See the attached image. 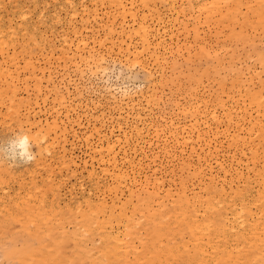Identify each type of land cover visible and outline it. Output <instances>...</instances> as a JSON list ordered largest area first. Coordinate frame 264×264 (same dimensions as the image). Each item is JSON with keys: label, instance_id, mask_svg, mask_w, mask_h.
Masks as SVG:
<instances>
[{"label": "bare ground", "instance_id": "bare-ground-1", "mask_svg": "<svg viewBox=\"0 0 264 264\" xmlns=\"http://www.w3.org/2000/svg\"><path fill=\"white\" fill-rule=\"evenodd\" d=\"M9 1L10 2L15 1V4L13 2L12 5L11 4L8 5V3L6 4L5 0H0V59H1L0 60V127L6 128V133L8 131L10 132L13 131L12 133L15 136L14 137L12 136L13 138L10 137L7 140H6V137L5 139L0 137V140L3 139L6 141L4 143H9L10 147H12L11 148L12 152L21 153L23 149L13 148L11 141L15 140L17 137H20L21 139L26 137L27 138V145H26L27 152L30 153L34 157L31 160V162L24 163L21 160H16V161L7 160V161L10 162L11 166H17L20 163L26 164V166L29 165L30 167L27 166L28 169L33 168L31 170H33L32 172H34L32 175L31 174L32 172L29 171L31 176L34 177V174L36 175L34 177V180L31 181V183L29 182L30 185H27L26 183L27 187L22 186V185H25V184H22L24 180L22 179L21 185H20L22 187L20 186L19 187L23 189L25 193L24 195L22 194L18 195L20 193H17V192L21 191V189H18L19 191L16 192L17 196L14 195L16 196V198L13 200L12 198L14 197L13 194H15V191L12 195L11 194L9 195V196H13L12 198L9 196L8 197L4 196V198H6L7 200V203L9 204L3 203V205H1L2 201H0V205L2 206V207L0 206L1 224H4V226H7V225H11L12 223L14 224L18 223L20 226L19 228L17 227V229H14V228L7 229L6 228V230L4 229L5 231L2 230L0 234V239L3 236L2 234L3 233L5 234V232L10 233V231L16 230V233H19L18 229H20L23 233L28 235L26 237L32 243V246L34 249L33 258L43 259V258L48 257L52 261V264H59V263L63 264L64 261L66 264H70V260L76 259L79 256L82 258H86V264H118V263L124 264V262H127L128 264H150L149 263L150 256L148 255V249H150L151 251L153 249L154 251H158L160 249V246L163 245V243L168 242L165 236L162 237V232H161V229L163 230V228L166 225H168L170 226L167 230L169 235L171 237H177L176 239L179 241H182L183 245L186 243L184 246L200 245V244L203 245L202 253H203L204 259L202 260L204 261L200 264H220L217 258V249L220 247L221 241L222 242L225 241L226 243L225 247L232 254H237V257L240 258L239 256V252L241 250L240 242L242 240L249 241V240L254 239L257 235L256 234L257 229H259L260 233H264V209H263V206H264V161L261 162L259 166L253 168V167H250V165H247L249 161H248V158L246 157L247 162H244L245 163L244 165H247V169L250 167L249 170L248 171L246 170V171L252 172V174L245 173L243 169L245 166L243 168H240V166L243 164V161L241 159H240V162H242L241 164L239 161L235 160L234 162L235 165H238L239 163V167L238 168L235 167V169L232 171L230 169L233 166L232 167L230 166V169H229V165L226 166L225 164H222L221 172L224 175L223 178L227 181L224 186L223 194H220V195H223V197L222 196H219V197H221L222 202L228 203L229 201H231L232 206L226 211V214H227L226 217L221 218L217 216L218 215L217 212H214L217 202L221 204L220 201H217L218 198H217V195L215 194V191H216L215 188L214 189L205 188L204 190L205 193L187 191V193L189 194L186 195L183 200L179 201L178 194L176 193L172 182H169L168 184H166L163 181L164 177L163 178L159 177L158 172H157L158 170L154 169L151 175L146 174L145 183L147 184L145 185V188L147 190L141 191V185H139L140 183L137 178V177H140L141 174H139L138 176L132 177V174L129 171H127L124 167H122V164L120 163L121 159L119 158V153L120 151H122V148H123L122 146H124L122 144H130L132 139H134V142L132 141L134 145L133 144L131 145H133L136 148L135 144L139 145V139L137 137L142 135V133L145 135L146 133L144 132V130L147 128L148 130L147 133H149L151 129L154 130V133H156V136L158 137L159 143L164 141L162 140V135L165 132L164 133L165 137L166 135H168V138L166 137V142L170 150L173 151V153L177 156L183 155L184 153L183 150L185 149V147H189L191 145L190 146L191 150L195 151L197 150L196 144H200V146H203L204 144L205 146L207 145L209 141L210 142L214 141V139L219 137L218 134H221L219 132H221L222 130H219V128L222 127L221 125L224 123L228 124L227 127L237 125L236 131L234 133L232 132L233 133L231 136L232 138L229 137L228 140L231 139L230 141L232 142L234 138L242 139L244 143H249L251 147L253 145V144L252 145L250 144V142L253 141L251 139L253 136L252 130H250L251 127H252L251 129H253V133H255L254 129L257 126L262 124L263 127H260L261 129H258L259 131L256 130L257 133L255 134L257 136L259 132L258 137L259 136L262 137L264 135L263 134L264 119L260 120L259 118V116H263L264 118V113H263L264 112V86L260 90L254 92L246 88L247 86L238 84L240 80L239 81L234 80L233 88H237L238 90V94H237L238 99L237 98L235 100L233 99L234 105L231 104L232 106H227L229 101H227L226 99L224 100V98H221L220 96H217L216 99L215 97L213 98L215 102H212V104L215 103V105L211 106L210 105L211 102L209 100L206 102L204 101V99H207L208 93H207L206 98L202 99L205 102V108L203 110L199 109L201 105L199 104L198 101H196L195 104L190 105L188 102L189 100L188 99L187 100L188 105H189L188 107L196 115H198L195 118V120H193V123L190 122L192 120L189 121V125L188 124L187 125L189 127L191 125V127L188 130L187 128L186 129L184 128L186 127L185 125L183 126V129L179 127L182 124V121L180 122L181 123L180 125L178 122V127H177L176 126L177 124L176 125L173 124L174 123L173 119L171 120V122L173 121L172 123L167 119L164 121V124H161L162 123L161 120H160L161 123L158 122L159 124H152V122L147 124V122L145 121L144 123L140 124L141 119L139 118V116L141 117V113L143 111L142 110L141 113L139 112L137 114L138 117L132 116L131 121L133 120V117L134 118L136 117L135 118L136 120L135 122H133L134 124L132 125V128L130 126L131 133H129V135L128 133L127 134L125 132L123 133L124 134L123 136L125 137L124 138L122 136L124 138L123 140L120 138L118 139H114L113 137L102 138L101 136H98L99 138V141H97L99 142L98 145L95 144L96 146H92L93 143L89 140L90 139L89 136H93V135H91L92 133H90V135L86 137L87 139L83 138L84 141L91 142V146L86 147V148H89L90 150V154L87 153L90 159L87 161L86 160L83 161V159L81 158L82 161H80L82 162V164L84 163V165L81 166L83 169L82 173L84 174L87 173V175H84L87 179L83 175H81V177L82 176L84 177V179L82 180L86 179L88 182L86 181L85 183L83 182L81 183L80 186L82 189V195L80 196V198L77 195L76 197L74 196L75 199L77 197L79 198V199L77 198L78 200H76L75 203L65 204L62 201L64 199H62V196H61V192L63 190L62 188L65 186L64 185L65 182L63 179L64 177L62 175L68 172L67 174L68 177L70 178V176H73L74 178L76 174L70 171L72 170L73 165L77 163L75 159L76 156L74 157V151H75L74 147L75 146L72 144L73 141H68V137H67L69 133L68 132L69 124L67 126L63 122L61 125V123H59L57 119L49 120L46 118V120L44 121L43 119L45 118L43 119L39 118V116L41 115L40 112H37L36 108L32 107L35 101L34 100L32 101V99H30L31 98L30 94L34 92H31L30 94L26 93V91L30 92L29 88L27 87L28 83L25 82L26 87L24 86V88L25 89L28 88V89H26L25 92L23 90V92L26 93V95H29V98L27 99L26 96L23 98L19 97V93H20L19 89L21 88L19 86L20 85L19 83L22 82L21 77H20L21 73L19 72L21 68H20V62L15 63L16 60H18V58H16L18 57L17 56L18 53L19 55L22 53L28 54L29 55V57L27 58L28 60L25 59L26 63L23 60L24 61L23 64L25 67L23 68L22 72L24 73V71L25 72L27 71L28 72L27 74H30L33 78L27 76L26 79H24V77H22V79L24 81H26L29 78L38 79V76H37L38 74L36 73L40 71L37 72L36 70H41V72L43 70L41 69V67L40 69L38 68L36 69L34 65V63L36 62H32V60L34 61L33 58L35 57V54L39 50L41 49L45 50L48 48V47H43V46H45L46 43H48L47 41H49L48 40L49 35L51 34L54 36L57 33V32L54 33V31H57V30H54V28L52 27L53 24H51V21H50L51 25H49L48 20L51 19L52 18L51 16L54 14H56V16L54 15L55 17H53V19L56 18V21H57V18H61L59 17L60 14L57 15L59 11L57 13V11L55 10V9L57 10L59 9L55 8L52 5L54 2L55 4L57 3L56 1L52 3L51 2L52 0L48 3L44 2L45 4H42V5L40 4L41 1L39 2L38 0L22 1L26 3L28 1V8L24 6L27 4L22 3L20 0L18 1H20L21 3L18 2L17 0H8V2ZM44 1H47V0H44ZM83 1L84 0L80 2L83 3ZM89 1H90L89 3L90 5L88 4L81 5L80 3L79 6H78V2L76 3V0L66 1V5L69 8L68 13H70V16H69L70 22L68 24V21H69L68 19L66 24L69 25L68 27L71 29L69 33L74 35L75 39H73L74 38L73 37L72 38L73 40L72 39L68 40L69 39L67 36L68 33H66V37L62 35L64 37L63 38L64 42H62L64 56L68 54L67 50H72L73 48H75L76 49V53L74 54V60L76 61L75 64L77 66V69L80 71L79 73L83 75H85L88 72L94 75L100 72H105V70H107V67H108L107 63L110 58V52L96 51V46H100L98 48H103L105 47V43H107L108 40L111 41L112 48H115L116 50H118L120 54H122V57L124 58V61L126 65H128V67L129 66L133 67L135 65L141 66L142 58L144 57L143 56L144 54L145 55L148 54L149 57L154 58V60L157 61L156 63H158L159 60H163L165 63H167L169 56H172V55L177 56V54H179L182 51V49H184L182 48V46L185 47V49L187 50V53L189 52L188 54H190V51H192L190 50V47L193 50H196V48L194 49L192 47L191 42H190V46L188 44H185V43H188V41L185 43H182L183 45L181 44V46L177 45L175 41L174 42L176 44H172V43H171L172 45H169V43L166 44L165 43L166 38L161 36L160 30L156 29L154 25L149 24V18L153 16L154 14L159 15V18L161 17V15L163 14V12L161 11L162 6L163 8L166 9L164 18L167 22H169V24L171 23L173 26L175 24L181 25V29H183L184 32L187 31L190 27L192 28V30H194L193 31L194 37L192 36L194 38L193 40H195V38L200 40L199 38L200 37L199 35L201 33L200 27L206 24H208V26L214 27L213 29L216 30V33L214 36H217V35L222 36L224 34L222 30L224 31L225 24L229 23L231 26L232 25L235 26L237 25L236 23H238L240 24L242 32L240 34H237L233 30H231L228 32L227 36L241 37L243 40L247 35L250 34L249 32H253L256 34L259 31H264V0H89ZM49 3L55 8L54 9L52 7L54 9L53 12L56 11V13H52L51 11L52 9L50 8L51 6L49 7L48 5ZM60 3H63V0H61ZM84 3L86 2L84 1ZM106 4L109 5L110 8L114 9V13L112 10L110 13L106 15L107 18L117 19L118 17L117 13H118L122 19L118 27H116L115 25V29L112 28L114 35H117V37L111 38L110 32H105L103 35H98L97 37L96 33L98 32L93 31L94 38L90 42L91 38H87L84 35L85 34L84 32L87 29L85 27H87V24H89L91 20H94L97 18L98 13L101 10L100 7H102L103 9V6ZM61 5H62L61 7L66 6V5L63 6V4ZM158 5H161V7ZM62 10L63 9L60 8V11ZM245 10L249 11L251 15L249 16L247 12H244ZM65 13H66V17L64 16V18H67L68 13L67 12ZM35 15L37 18L35 19L37 21L34 20L33 18V16L35 17ZM79 19L81 21L80 22V25L82 26V27L80 26L81 28L77 26V24L79 23L77 21H79ZM166 21L164 23H167ZM59 22H60V19H59ZM114 23L116 24L118 22L115 21ZM64 27L62 28L64 29ZM68 27H67V30H69ZM166 27H169V26H166ZM212 27H210V29L209 28L207 29L209 31L210 30L212 31ZM63 29L61 31L64 32L65 30ZM167 29L166 31L170 30V29L168 30ZM172 31L173 30H171L172 34L171 33L170 34L172 35V39H173L174 34ZM206 33L208 35V32L204 31L205 35ZM210 33H213V32H210ZM201 35H203V33ZM60 36L61 35L59 34V37ZM207 38L204 37L206 41H207ZM208 39H211V42H212V38L209 37ZM227 39L230 40L231 38H227ZM195 41L193 43H197ZM201 41L203 42V38L201 39ZM201 41H198V43ZM215 42L216 41L214 39V43ZM218 42L219 40L217 41V43ZM231 42H233V40ZM49 44L47 45L49 46ZM218 44H214V45L218 47L217 46ZM198 46L200 47V48L198 47L199 48L198 52L195 51L197 53L196 56H197L198 61L202 59L211 60V58L215 56L213 52L215 54L217 52V51L212 52V50L214 49L212 44L204 43V45L198 44ZM12 48L20 49V50L16 51V50H13ZM50 48L52 50V47ZM50 48H49V51L48 50L46 51L50 52L51 51ZM10 49L14 51L13 52L14 54L16 51V55L13 56V58H11L8 54L11 51ZM226 49L228 50V47ZM43 52L44 51H42L41 54L44 57L45 53L43 54ZM195 52L193 54H195ZM160 53H163V54L161 55ZM26 54L24 55L26 56ZM181 56L184 57L182 54ZM47 58H48V54H47ZM145 58L147 57H144V60L146 61ZM185 58H187L188 60V57H185ZM228 58H230V60L228 61L230 63H226L228 65L224 66L225 72L229 71L233 67L232 64L235 65L234 63H232L236 60L233 54H231ZM29 59H32V60L29 61ZM247 59L246 60L249 61V58ZM251 59L252 57H250V60ZM183 60H186V59L183 58ZM197 60L196 62H198ZM177 62L178 60H174L172 62L171 70L173 69L172 70L173 72L177 68L176 64L177 65L179 64ZM260 62L264 63V58L260 59ZM149 63H150V60H149ZM156 63H153V65L154 64L156 65ZM144 64L142 66H144ZM161 64L158 63V66L154 68L157 69L159 67L160 69ZM182 64L183 63H180L179 65H181L182 67L179 66L180 69L179 68L177 69L181 70V68H183ZM193 65L191 64L192 66L191 68V66L189 67L186 64V68H188V72L191 69H193ZM254 65L255 64H253V69L254 67H258L256 66L257 64L255 66ZM198 66L201 67V64H199ZM13 67H15L16 69L12 70ZM259 67H262L263 69L264 65L260 64ZM143 68H145V66ZM165 68H167V66L162 67L161 69V71H163L162 75L165 72L164 71ZM248 68L249 67H247V70ZM197 69H195L194 67L193 71ZM171 70H169V72ZM183 70L186 71V69H183ZM208 70L202 69V72L198 75H194L190 77L188 75L190 79L189 80L190 85L192 84L191 88H193L194 86H201V85L208 86L209 82L207 84H204L203 78L206 77V79L208 80L209 79L208 76H210L211 73H214L213 68L212 70H209V71ZM257 73L262 74L261 71H257ZM24 75L26 76V73ZM254 75L256 74L254 73ZM164 76L165 75H163V77ZM179 76H180V73H179ZM154 77L156 78L157 76H154ZM154 77L151 79L153 80ZM175 78H171L172 81H174L173 79ZM178 78H176V81ZM37 79H35L36 84H34V87L37 86V88L36 87L34 88L38 93V94L34 93L36 98L41 96V88H42L41 85H39V82H38L39 80ZM180 79H181V76H180ZM159 81L160 82L158 83L156 82V83L160 86L166 84V83L163 84L164 82L162 83L161 82L162 80H159ZM163 81H166V80L163 79ZM215 81L217 80L215 79ZM166 82L168 85L169 80H167ZM189 82L187 84H189ZM218 82H219L220 88L224 89L225 88L224 78H219ZM31 83L33 84V82ZM50 83H53L51 79L49 80V84ZM177 83L179 84V86H181L182 84L179 82ZM184 83H186V80ZM226 85L228 84H225V86ZM204 86L203 88H205ZM29 87L31 88V86ZM155 87L157 86L155 85ZM163 87L161 86L160 88H163ZM208 87H209L208 92H210L211 86H208ZM148 88L146 89L148 90ZM152 88L154 89V87ZM22 89L23 88H21V90ZM52 89L54 90V92H56L57 97L54 100L52 99L50 101H54L53 102L54 104L56 103L60 105L61 99L58 98L60 96L56 90V87ZM208 89L206 88V90L205 89L204 90L207 91ZM124 90L125 91L123 92V94L119 93L121 94L120 96H122L120 99L117 97H114L115 92L113 93L114 95L111 92V96L113 95L112 98L116 99L117 100L116 103L118 104L114 107H111V110H113L114 113L118 116L117 118L115 116H114L115 118L114 117L113 118L114 120L117 121V123H119V129H122L124 127V126L122 127V125L125 123H126L125 125H128V122H129L128 119L130 115L129 113L127 114L126 113L127 111L124 110L125 107H127L129 110V108H131L130 105H133L132 107L133 109H135L136 107L138 108L139 105H141L140 103H142V102L136 103L135 101V95L137 93L135 94L134 92L136 89L132 91L133 94L135 95H131L129 91H126V87ZM196 90L198 91V89ZM204 90L203 92H205ZM154 92L151 95H149L150 94V90H149L148 95L151 96L152 104L153 102H155L154 104L157 103L159 105L161 102H163L161 101L163 99L160 98L159 96H158L160 98V99L158 98L159 100L152 97ZM199 92H200V88H199ZM211 92L213 93L214 90L212 91L211 89ZM140 93H142V91ZM147 93L148 92L146 91L145 96H148ZM230 93H232V91H229V92L226 91V95L229 98H231ZM156 95L157 94L155 93L154 96L156 97ZM196 95H197V92H196ZM142 97L136 98L137 102L138 100L140 101ZM144 97H143V101H145L144 99H146ZM165 97H169V96L167 95ZM148 99H150V97ZM37 100L38 99H36V102H37L35 103L36 105L38 104ZM165 100H167V98ZM196 100H199V98H197ZM46 101H49V99H47V96L44 102L46 103ZM147 101L148 100H146L145 103H147ZM151 101H148V103H150ZM167 102L169 104L170 101L167 100ZM203 103H201L202 106L204 105ZM59 105H55V106L58 107ZM55 106H52V108H49L50 112H51V109L55 110L54 108ZM163 106L165 107L166 105H163ZM119 107L120 109H118ZM155 107L156 106H154V108ZM160 107H162V105ZM167 107H170V105H168ZM171 107L169 110H171ZM212 107H218V108L228 107V108H225L223 110L221 109L222 111L224 110L226 111L222 115V114H219L218 109L216 108L212 109ZM165 108H162V110ZM145 110L148 111L147 108H145ZM250 110H252L254 113L255 112L258 113V116L256 115L257 116L256 119L252 114L253 112ZM124 111L126 114L125 116L127 117L124 116L123 118ZM157 111L155 113H158L160 110L158 112ZM184 113L186 112L183 111L182 117ZM261 113H263V115ZM49 114L51 115V113ZM131 114H133V112ZM163 114L166 116L165 113ZM148 115L150 114L148 113ZM154 116L158 117V114ZM146 117L148 116L146 115ZM151 119H152V116H151ZM145 120L147 119L145 118ZM254 120H259V121H254ZM248 123H250V126H249L250 128L246 126L248 130H244L246 132L243 133V129H247L244 127ZM148 125H149V128H148ZM165 126L167 129H165ZM213 127L216 129V131ZM227 127L224 128V130L228 129ZM224 130L222 131L223 133H224ZM0 133H2V130ZM134 135H135V138H134ZM72 137H73V139L71 138L72 140H78V141L81 140V138H79V135H77L76 133ZM145 137L146 135L144 136V140L142 138V143L143 145H145L142 148L145 152H147L146 149L150 143L145 144L146 142ZM258 137L254 138V141L257 140ZM91 138L93 140V138L95 139L96 137H91ZM10 139L11 141L8 142V140ZM148 141L150 142V140ZM260 141L258 139L256 145H258V142H259V145H261L262 142ZM68 142L72 144L71 145L72 147H70V149L68 148ZM151 145L152 144H150V146ZM259 145L253 146L251 148H256V147L261 148L262 145L261 146ZM244 146L242 147L243 149L246 148ZM129 157H130L129 153L125 151L124 157H121V158L125 160V159H128ZM148 157L156 158L155 152L148 155ZM76 158L78 159V156ZM4 160H6V158H4ZM7 161H4L3 164L5 163L6 164L0 167L1 168L3 167L4 169L6 168L9 169ZM5 166L7 167L5 168ZM22 166L20 168L16 167L17 171H20L22 168L24 170V167L26 168V166H23V167ZM251 168H252V171H251ZM2 169H0L1 173H2ZM26 169L25 171H28ZM34 169H36L37 172ZM57 170L59 173H57ZM38 171L46 173V177L44 176V179H42L43 184L40 182L41 179H39L40 180L39 182L41 183V185L40 183H38V180H35V178L38 177V173H39ZM25 173L23 172L24 178L27 175V173L26 175ZM30 174H28L27 176H30ZM40 174L41 173H39V175ZM60 175L62 176V178ZM42 176L43 175H40L39 177H42ZM30 177H27V178H30ZM229 177H231L230 180H229ZM65 178L67 179V181L69 180V178H67L66 175H65ZM152 178H154L153 184L150 183ZM2 179L4 178L3 177L0 178L1 180L0 183L3 182ZM5 181L6 180H4V183L0 184V187L1 186L3 187V185L6 186ZM86 183L87 185L88 183H90L89 185H91V187L88 188L87 186H85ZM132 184L136 185L135 187H133L135 191L133 189H129L125 191L123 195H126L128 193L127 195L128 197L123 202L118 201L117 199H112L111 201H109L106 198V194L109 188H111V190L114 189L116 191L119 189H123L124 187L132 185ZM150 184L152 185V187H150ZM9 187L11 188V186ZM143 187H144V184H143ZM4 188L5 187H3V189ZM146 192H149V194H147ZM234 193H237V194L243 193L244 198L242 200H235V198H233ZM2 197L0 196V199ZM4 198H2V200ZM114 198H119V196L116 195ZM4 200L3 202H6V200L5 201ZM8 200L10 202L12 200V204H10ZM61 202L65 204L64 205L65 207L60 205ZM259 210L261 211L259 212ZM218 219H220V221H218ZM169 222L171 223V225ZM180 223H184L185 225L189 227L187 230L188 234L180 233L181 232V228L179 227ZM217 223L218 225H216ZM11 234L13 235L11 238H13L14 232H11ZM19 235L17 234L15 236L17 237ZM5 236L2 237L1 241L4 240ZM153 238L155 240H153ZM153 241H154V245L152 246ZM262 241L264 245V239ZM70 243L72 244V247L67 248L66 246H68V244ZM33 258L21 260V263H17V264H29L28 262L32 261ZM254 259L255 260H250L249 264H264V259L262 256L256 255ZM161 264H182V263L180 261L179 255H176L175 257H172V256L164 257V259H162Z\"/></svg>", "mask_w": 264, "mask_h": 264}, {"label": "rangeland", "instance_id": "rangeland-1", "mask_svg": "<svg viewBox=\"0 0 264 264\" xmlns=\"http://www.w3.org/2000/svg\"><path fill=\"white\" fill-rule=\"evenodd\" d=\"M20 1L22 2V1H26V0H20ZM20 1H18V2H20ZM38 1L39 2L41 1L42 3L40 2V4L42 5V4H45L44 2L48 3L51 0H47V1L38 0ZM54 1L57 2L56 3L57 5L55 4ZM66 1L67 0H63V3H60L61 0H52L51 1L52 3L54 2L53 4L52 3L51 4L55 8H58L59 10L55 9L52 5H50V3L48 4L49 7L51 6L50 8L52 9L51 10L52 13H56V11L58 13V11H59V13L57 15L60 14L59 17H61L62 19L61 18H57V21H56V18L53 19V17H55L56 14H54L55 16L54 15L51 16L52 18L48 20L49 21V25L53 24L52 27L54 28V30H57V31H54V33L55 32H57V33L54 36L51 35V34L49 35V39H48L49 41H47L48 43H46V45L43 46V47H48L47 49L44 48L45 50H42V49L39 50L35 54V57L33 58L34 61L32 59H29V61L32 60V62H36V63H34L36 69L37 68L40 69V67H41V69L43 70L42 72H41V70H36L37 72L38 71H40V72L36 73V74H38L37 75L38 79L35 78V79L39 80L38 81L39 85H41V87H42L41 88V96L36 98V96L34 95V93L38 94L37 91L34 89L35 87L37 88V86L34 87V84H36L35 79L29 78L31 80L27 79L26 81H24L22 79V77H24V79H26L27 76L28 77H32L30 74H27L28 73L27 71L26 72L24 71V73L22 72L23 68L25 67L23 62L25 61V63H26L25 59H27L29 57V55L26 54V53H22V51H21V53H22V54H20L21 57H20V55L18 53V55H17L18 57H16V58H18V60H16V62H15V63H19L20 62V68H21V70H19V72L21 73L20 77H21L22 82L19 83L20 84L19 86L21 88H23V89L21 90V88L19 87L20 88L19 92L21 93V91H22L21 94L19 93V97L23 98V97L26 96L27 99H28L29 95H26V93L30 94L31 92H34V93L30 94L31 95L30 99H32V101L33 100L35 101L33 103L32 107H35L36 111L40 112L41 115L40 114L39 115L41 117L39 116V118H42V119L45 118V119H43L44 121L46 120V118L49 119V120L57 119L58 122L61 123V125H62L63 122L67 126L69 124V126H68V130L69 131L68 132L70 134L68 133V136H67L68 137V141H73L72 144L75 146L74 148H75V151H76V152L74 151V157L78 156V159L75 157L77 163L73 165V168L70 171V172H74L77 177L75 176L73 178V176H70V178H71L70 179L68 177V175H67L68 172L64 173L62 175L64 177L63 178L64 182L66 183V184L64 183L65 186L62 188L63 190L61 192L62 199H64L62 201L65 204L66 203L67 204L75 203L76 200H78L80 198V196L82 195V189H81L80 185H81L82 182L85 183L87 181L86 180L87 178L84 176V175H87V173H85V174L82 173L83 169H82L81 166L84 165V163L82 164V162H80V161H82V159H83V161H85V160L87 161V160L90 159L89 155H88V154H90V150H89V148H86V147L87 146L90 147L91 146V142L93 143L92 146L98 145V143H99V142H97V141H99L98 136H101L102 138H104V137H108V138L113 137L114 139L120 138V139L123 140L125 138L123 136L124 135L123 133L124 132L126 134L128 133V135H129V133H131L130 126L132 128V125L134 124L133 122H135V120H136L135 118L138 117L137 114L139 112L141 113L142 110L144 112L142 111L141 117L139 116V118L141 119L140 124L144 123V121L147 122V124H149L151 122H152V124H159L162 121L161 124H164L165 120L168 119L171 122V120L173 119V121H174L173 124H175V125L177 124L176 125L177 127H178V122H179V125H180L181 124L180 122L182 121V124H181L182 126L180 125L179 127L181 129H183V126L185 125L186 127H184V128L185 129L187 128V130H188L191 127V125H190V127L188 126L189 125V121L192 120L190 122L193 123V120H195V118L198 116L192 110H190V108L188 107L189 106L188 102H189L190 105H192V104H195L196 101H198L199 104L201 105V107L199 109L203 110L205 108V102L206 101L209 100L211 102L210 103L211 106L215 105V103L212 104V102H215V100L213 98L215 97V99H216L217 96H220L221 98H224V100L226 99L227 101L230 102V103L228 102L227 106H232L231 104H233V99L234 100L236 98L238 99V96H237L238 90H237V88H233L234 80H237V81L240 80L241 82L239 81L238 84L243 85V86H247L246 88H248V89H250L251 91H254V92L260 90L264 86V73H263L264 72V67H263V69H262V67H259L260 64L264 65V63L260 62V59L264 58V31H259L256 34L253 33V32H249L250 34L247 35L244 38V40H243L241 37H229V36H227L228 32L231 31V30H233L237 34H240L242 32L240 24H238V23H236L237 25H235V26H233V25L231 26L229 23L225 24L224 31L222 30V32L224 33L223 34L224 36L222 34H221L222 36H218V35L214 36L215 33H216V30L213 29L214 27L208 26V24H206V25L200 27V30H201L200 32L201 33L199 35L200 37L198 36L200 38V40L195 38V40H196L195 41V40H193L194 39L193 38L194 37V32H193L194 30H192L191 27L188 29L190 32L188 30L184 32V30L181 29V25L175 24L173 26L171 23L169 24V22H167L165 20L164 16H165V13H166V9L163 8V6L161 7V5H158V6L161 7V11L163 12V14L161 15L160 18H159V15H156V14L151 16L149 18V24L154 25L156 27V29L160 30L161 36L166 38V40H165L166 44L169 43V45H172V44H176L177 43V45L181 46L182 43H185V42L188 41V43H185V44H188L190 46V42H191L192 47L194 49L196 48V50H193L190 47V50H192V51H190V54H188L189 52L187 53V50L185 49V47L182 46V48H184V49H182L183 53L181 51L179 54H177V56L172 55L173 57L168 55L169 59H168L167 63H165L163 60H159V62H158L159 64H161V62H162V64H161L162 66L160 65V69H159V67L157 69H155L156 66H158V63H156L157 61L154 60V58L149 57L148 54H146L147 56L145 54L143 55L144 57H147V58H145L146 61L144 60V57L142 58V63L141 64L143 65L145 63L144 64L145 68H143L144 66H142V65L141 66L140 65H137V66L135 65L133 67L132 66L128 67V65H126V63L124 61V58L122 57V54H120L118 52V50H116L115 48H112L111 41L108 40L107 43H105V47L98 48L100 46H96V51L110 52V58H109L108 63H107V66H108L107 70H105V72H100V73H97V74H94V75H92L89 72L86 73L85 75L80 74L79 73L80 71L77 69V66L75 64L76 61L74 60V54L76 53V49L73 48L72 50H67L68 54H66L64 56V51H63V46H62V42H64L63 38L66 37V33L69 34V35L67 34V36L69 38L68 40L72 39L73 37H74L73 39H75V36L72 35L71 33H69V31H71V29L68 27L69 26L68 24L70 22V17H69L70 13H68L69 12V8L66 5ZM80 1L82 2V0H79V1L76 0V3L78 2V6L81 3ZM84 1L86 3H84ZM84 1H83V3H81V5L82 4L90 5L89 4L90 3L89 0H84ZM87 1H89V2H87ZM5 2H6V4L8 3V5H10V4L12 5L13 2L15 4V1H13V2L9 1L8 2V0H5ZM22 3L27 4V5H24V6H26V8H28V1H27V3L26 2H22ZM61 4H63V6L66 5L67 7L66 6H65L66 8L65 7H61L62 6ZM52 7L56 10L55 12H53L54 9ZM60 8H62L63 10L60 11ZM80 8H81V6H80ZM105 8H107V9H105ZM109 8H110V6L107 5V4L103 6V9H102V7H100V9H101L100 12L101 13L99 12L97 18L94 19V20H91V22L89 24H87V27H85L87 29L84 32L85 33L84 35L87 38H91L90 42L94 38L93 37V31L98 32V33H96L97 37H98V35H103L105 32H110L111 33V38L117 37V35H114V32L112 31V28L115 29V25H116V27H118V25H119V23L121 22L122 19L119 16L118 13H117V15H118L117 19H109V18H107L106 15L108 13H110L112 10H113V13H114V9H112V8L109 9ZM65 9H67L68 11L65 10ZM65 12L68 13L67 14L68 15L67 18H64V16L66 17V13ZM141 12H143V11H141ZM244 12H247V14L249 16L251 15V13L249 11H247V10H245ZM33 18H34V20H36L37 19L36 15H35V17L33 16ZM59 19H60V22H59ZM68 19H69V21H68ZM61 20H63V21H61ZM50 21H51V24H50ZM67 21H68V24H66ZM115 21H117L118 23L115 24L114 23ZM165 21L168 24L164 23ZM77 22H79V23L77 24ZM77 22H76L77 26L80 27L81 26L80 25V22H81L80 19ZM60 23H61V25H60ZM63 24H64L65 27L63 26ZM66 26L68 27L69 30H67ZM166 26H169L171 28L166 27ZM205 26H207V27H205ZM62 27H64V29ZM210 27H212V31L211 30L209 31L207 29V28L210 29ZM167 28L170 29V30L166 31ZM62 29L65 30V31L64 32L61 31ZM171 30H173L172 32L174 34L173 39H172V35H171L172 34ZM174 30H175V32H174ZM204 31L205 32L207 31L208 35H207V33L205 35ZM187 32H189V33H187ZM210 32H213V33H210ZM202 33H203V35H201ZM59 34L61 36L63 35L64 37L63 36L59 37ZM211 34H213V35H211ZM252 34H253V36H252ZM209 35H211V36H209ZM202 36H204L205 38H207L209 36L210 38H212V42H211V39H208L209 37L207 38V41H206V39H204V37H202ZM201 37L203 38V42L201 41V39H202ZM225 37L231 38L234 43L231 42L232 41L231 39L229 40V39H227ZM177 38L180 39V40H178ZM214 39L216 41L215 43H214ZM177 40H178V42H177ZM218 40H219L218 43H220L221 45L217 43ZM194 41L197 42V43H193ZM198 41H201L202 43L201 42L198 43ZM49 42H50V44H49ZM204 43L212 44V46L214 47L212 52L213 51H215V52L217 51V52H216V54L213 52V54L215 56L212 55L213 57L211 58V60L210 59L209 60L208 59L207 60L206 59H202V60L198 61L197 60V56H196V54H197L196 52H198V49L200 48L199 46H201V45L198 46V44H203L204 45ZM223 43H224V45H223ZM231 43H232V45H231ZM47 44H49V46L51 45L50 47H52L53 52H52L51 48ZM52 44H53V46H52ZM214 44H218L217 46L219 48L216 47ZM225 47L226 48L228 47V50ZM49 48L51 50L50 52H48ZM222 48H224V49H222ZM12 49H10L12 52L9 50L10 52L8 53L11 58H13V56L16 55V51L20 50V49H13V50H16L15 54H14L13 53L14 51ZM46 50H48V51H46ZM42 51H44L43 54L45 53L44 57L41 54ZM46 52L48 54V58H47ZM194 52H195V54H193ZM24 54H26V56L27 55L28 56L26 57ZM160 54L162 55L163 53H160ZM181 54L184 57H182ZM231 54H233V56L236 58V60L234 62H232L235 65L232 64L233 67L229 71L225 72L224 71V66L228 65L226 63H230V62H228L230 60V58H228V57ZM22 55H24V56H22ZM178 55H180V56H178ZM171 57L174 60H178L177 63H179V64L183 63L182 64L183 68H181L182 71L179 70L180 67H182L179 64L178 65L176 64L177 68H179V69L176 68V70H174V72L172 71L173 69L171 70V65H172V62L174 61ZM185 57H188L189 61ZM218 57H220V58H218ZM250 57H252L251 60H250ZM183 58L186 59V60H183ZM195 58H196V60L198 62H196ZM247 58H249V61H247L248 60ZM225 59H226V61H225ZM149 60H150V63H149ZM143 61H145V62H143ZM169 61L171 62V64H170ZM259 62H260V64H259ZM153 63H156V65L155 64L153 65ZM202 63H203V65H202ZM146 64L147 65L150 64V65H148V67H147ZM186 64L189 67L191 66V64L192 65L194 64L193 65V69H191L192 71L189 69L190 71L188 72V68H186ZM195 64L197 66L199 64H201V67H199V66L197 67ZM224 64H226V65H224ZM253 64H255V65L257 64L256 66H258V67H254V69H253ZM22 65H23V67H22ZM221 65L223 66V68H222ZM166 66H167V68H165V70L163 69L165 71L163 75H165L166 77L165 76L163 77V75H162L163 71H161V69H162V67H166ZM235 66H237V67H235ZM194 67H195V69H197V68L198 69L193 71ZM238 67H239V69H238ZM247 67H249L248 70H247ZM191 68H192V66H191ZM212 68L214 70V73H211V75L208 76L209 79L207 80L206 77L203 78L204 84H207L208 82L211 84L210 85L208 83V86H211L210 92H208L209 91V89H208L209 87L206 86V85L205 86L203 85L205 88H203L202 85L201 86H194L193 88H191L192 84L190 85V82H189V80H190L189 77L190 76H194V75L200 74L202 72V69L203 70H208V69L212 70ZM245 68H246V70H245ZM13 69L15 70L16 68L13 67L12 70ZM183 69H186V71L183 70ZM169 70H171L172 72L171 71L169 72ZM252 71L256 75H254V73ZM257 71H261L262 74L261 73L258 74ZM158 72H160V73H158ZM25 73H26V76L24 75ZM152 73H153V75H152ZM179 73H180L181 79L182 78L184 79V80L182 79L183 81L180 79ZM172 74L175 75V76H173ZM185 74H186V76H185ZM171 75H172V77H171ZM188 75H189V77H188ZM152 76L153 77L157 76L156 78L159 79V80H162L161 82L162 83L164 82L163 84L166 83L165 85H161L162 87L163 86L164 87L160 88L161 86L157 84L160 81L157 80L155 77L153 79L154 80V82H153V80L151 79V78H153ZM175 77L176 78L179 77L177 79V81H176ZM162 78L164 80H166V81L169 80L170 83L168 82V85H167V82L163 81ZM171 78H175V79H173L174 81H172ZM219 78H224V87L227 90L225 88L224 89L220 88L219 82H218ZM50 79L53 81V83L49 84V80ZM215 79L217 81H215ZM185 80H186V83H184ZM205 81H206V83H205ZM25 82L28 83L27 87L29 88L30 92L26 91V93H24L25 90L28 89V88H26V89L24 88V86L26 87V83ZM31 82H33V84ZM171 82H173V83H171ZM177 82L182 83L181 86H179V84ZM188 82H189V84H187ZM154 83H155V85L157 87H155ZM225 84H228V85L225 86ZM28 85L31 86V88ZM133 86L138 91H136L133 88ZM54 87H56V90H57V92H58V94L60 96V97H58L59 99H61L60 100V102H61L60 105L56 104V103L54 104L53 103L54 101H50L52 99L54 100L57 97L56 96V92H54V90L52 89ZM125 87H126V91H129L131 95H135L137 93L136 94L137 97L135 95L136 103H139V102H142V103H140L141 105H139V107H140V108L138 107L139 109L137 107L135 109H133V107H132L133 105H130L131 108H129V110H128L127 107H125L124 110L127 111L126 113L127 114L129 113V115H130V116L128 115L129 116V119H128L129 122H128V125H125L126 124L125 123V124L122 125V127L123 126L124 127L122 129H119V123H117V121L114 120V118L115 117L117 118L118 116L114 113L113 110H111V107H114V106H116L118 104L116 103L117 100L112 98V96L115 94L114 97H117V98L120 99L122 97L120 95L123 94V92L125 91L124 90ZM152 87H154V89ZM166 87H167V89H166ZM39 88H40V86H39ZM146 88H148V90ZM199 88H200V92H202L204 94L199 92ZM206 88L208 89L207 91H205ZM217 88H218V90H217ZM51 89L53 90V92H52ZM110 89H112V90H110ZM196 89H198V91ZM211 89H212V91L214 90V92H213L214 94L211 92ZM23 90H24V92H23ZM134 90H135V92H134L135 94H133V92H132ZM149 90H150V94H149ZM203 90L205 92H203ZM225 90L227 92L232 91V93H230V97L231 98H229L226 95V91ZM141 91H142V93H140ZM146 91L148 92L147 95L148 94L151 95L154 92L152 97L156 98L157 100L162 98L163 100H161V101H163V102L160 101L161 103L159 105L157 103L154 104L155 102H153V104H152L151 96H149V95L145 96L146 95L145 94ZM111 92H112V94L114 92L115 93L111 96ZM196 92H197V95H196ZM119 93H121V94H119ZM155 93L157 94L156 97L154 96ZM180 93H181V95H180ZM207 93H208V96H207ZM140 94L143 97L145 96L144 97V98H146V99H144L145 101L146 100L151 101L150 102L151 104L148 103V101H147V103H145V101H143V97ZM201 94L203 96H205V97H203ZM167 95L169 97H171V98L165 97ZM46 96H47V99H49V101H46V103L48 102L47 105L44 102L45 99H46ZM138 96H140L142 98L140 99V101L138 100V102H137L136 98H140ZM206 96H207V99H204V101H205L204 102L202 99L206 98ZM149 97H150V99H148ZM22 98H20V99H22ZM166 98H167L168 101H170L169 104H168L167 100H165ZM197 98H199L200 101L196 100ZM227 98H229V99H227ZM36 99H38L37 100L38 101L37 105L35 104V103H37ZM210 99H212L213 101L210 100ZM24 100H25V98H24ZM184 100H185L186 103L184 102ZM187 100H188V102H187ZM230 100H232V101H230ZM200 102L201 103L204 102L203 103L204 105L202 106V104ZM146 104L147 105L149 104L150 107H149V105L147 106ZM55 105H59V106L57 107ZM161 105H162V107H160ZM163 105H166L165 107H167L168 105H170V107L172 106L171 110H169L170 107L165 108ZM52 106H55L54 107L55 110L51 109V112H50L49 108H52ZM130 106H128V107H130ZM154 106H156L155 107L156 109L154 108ZM211 106H210V108H211ZM141 107H142V109H141ZM145 108H147L148 111L145 110ZM162 108H165V109H163L164 111L162 110ZM214 108L218 109L219 114L223 115L226 111L225 110L222 111V110L225 109V108H228V107H224V108L212 107V109H214ZM118 109H120V107ZM131 109H133L134 111L131 110ZM157 110L158 111L160 110V111L158 112ZM125 111H124L123 118L126 115ZM156 111L158 113H155ZM183 111L186 112L183 115V117L185 116L184 118L182 117ZM197 111H199V110H197ZM250 111H252V110H250ZM52 112H53V114H52ZM132 112H133L134 115L131 114ZM152 112H154V113H152ZM252 112H250V113H252ZM49 113H51V115ZM148 113L150 115H148ZM163 113H165L166 116ZM187 113H188V115H187ZM263 113H261V114L263 115ZM157 114H158V117L154 116V115H157ZM252 114H253V116L256 119V117L258 116V113H256V112L254 113L253 112ZM45 115H47L48 117L45 116ZM146 115L148 117H150V118L146 117ZM52 116H53V118H52ZM132 116H136V117L135 118L133 117V120L131 121ZM144 116H145V118L147 120H145ZM151 116H152L153 120L151 119ZM125 117H127V116H125ZM179 118H180V120H179ZM259 118H260V120L264 119L263 116H259ZM156 119H157V121H156ZM69 120H70L71 123L69 122ZM254 121H259V120H254ZM183 122H185V123H183ZM226 124L225 123L222 124L221 125L222 127H220L219 130L223 131L224 128H226L228 126V124L227 125ZM248 124H246L244 128H247L246 126L249 127L250 123H248ZM126 126H128L129 128L126 127ZM168 126H170V125H168ZM203 127H205V126H203ZM260 127H263V125L261 124V125L257 126L256 127L257 129L255 128L254 132L257 133L256 130L259 131L258 129H261ZM148 128H149V125H148ZM227 128L229 129L230 132L228 131V129L224 130V133L222 131L219 132V133H221V134H218L219 137H217L216 139L213 138L214 141H212V142L209 141L207 143V145H205V146H204V144H203V146H200V144H196L197 150H195V151L191 150V147H190L191 145L189 147H185V149L183 150V152H184L183 155H179V156L175 155L173 153V151H171L170 148L168 147L167 142H166V137L168 138V135H166V137H165V135H164L165 132L162 135V140H164V141L159 143L158 142V137L156 136V133H154V130L151 129V131L149 132L150 134H149V133H147L148 130L146 128L144 130V132L146 133L145 134L146 135L145 144H149L150 143V144H152L151 145L152 147L149 144L148 146L146 145L147 146V149H146L147 152H145L143 150L142 147L145 146V145H143V143H142V138L144 140V136L145 135L142 133V135L137 137L139 139V145L135 144L136 148L133 146L134 145L133 144L134 139L131 140L130 144H122L124 146H122L123 147L122 151H120V153H119V158L121 159L120 163L122 164V167H124L127 171H129L132 174V177H135V176H138L139 174H141L140 177H137L138 180H139V183H140L139 185H141V191H146L147 190L145 188V185L147 184V183H145L146 182L145 181L146 180V174H148V175L150 174L151 175L152 171L154 169L158 170L157 172H158V176L159 177H162V178L164 177L163 181L166 184H168L169 182H172V184L174 186V189H175L176 193L178 194L179 201L183 200L184 197L189 194V193H187V191L205 193L204 192L205 188H210V189H212V188L214 189L215 188L216 189L215 194L217 195V198H218L217 201H220L221 204L219 202H217V205H216V208H215L214 212L218 213V215H217L218 217L225 218L226 215H227L226 211L232 206V204H231V201H229L228 203L222 202L221 197H219V196L223 197V195H220V194H223L224 186H225L226 181H227V180H225L223 178L224 175L221 172L222 164H225L226 166L229 165V169H230V166L231 167L233 166L230 169L232 171V170L235 169V167H237V168L239 167V163H238V165H235V163H234L235 160L240 162V159H241L243 161V164L240 166V168H243L245 166L246 168L245 167L243 168L245 173H247V174L251 173L252 174V172H247L249 170V168L250 167H253V168L257 167V166H259L261 164V162L264 161V140H263L264 135L262 137L259 136L260 137L259 138L258 137L259 132H258V134L256 136V134L253 133V129H251L252 127L251 128L249 127L250 130H252V134H253V136L251 138L253 141L250 142L251 145L253 144L251 147L259 145V142H258V145H256L258 139H259V141L261 140L260 142H262V144H261L262 147L261 148H258V147L251 148L249 143H244L242 141V139L234 138V140L232 142L230 141L231 139L228 140V138L231 137L232 134L236 131L237 125L236 126L235 125L234 126H229ZM165 129H167L166 126H165ZM1 130H2V133H0V137L3 138V139H5V137H6V140H7L8 138H10V137L13 138L15 136L12 133L13 131L10 132V131H8V129H7L8 132L6 133V128H4V127L3 128L0 127V132H1ZM244 130H248V128L247 129H243V133L246 132ZM215 131H216V129H215ZM75 133L77 135H79V138H81L80 141L72 140L73 139L72 136H74ZM90 133H92L91 135H93V136H89ZM147 134H148V136H147ZM254 134H255L256 137H258V139L255 140L256 142L254 141V138H256L254 136ZM263 134H264V130H263ZM1 135L4 136V137H2ZM5 135H7V136H5ZM88 136L90 137L89 140L91 142L90 141L89 142L84 141L83 138L87 139L86 137H88ZM91 137H96V138L95 139L93 138V140H92ZM134 138H135V135H134ZM3 139H1L3 143L0 140L1 145L4 144L8 149L11 150L12 147H10L9 143H4L6 141L3 140ZM148 140H150V142ZM10 141H11V139L8 140V142H10ZM86 142H87V144H86ZM69 143L70 142H68V148L70 149V147H72L71 146L72 144L71 143L69 144ZM74 143H76V144H74ZM88 143H89V145H88ZM131 144H133V145H131ZM244 145H246V146H244ZM261 145H259V146H261ZM243 146L246 147V148L243 149L242 148ZM124 150L127 151L129 153V155H130V157L128 159H125V160H123L121 158V157H124V152H125ZM153 152H155L156 158H149L148 155L152 154ZM246 157L248 158V161H249L247 165H250V167L248 169H247V165H244L245 164L244 162H247V160H246L247 158ZM2 160H4V157L0 156V166L5 165L6 163L5 164H3V163H4V161H7L8 159H6L4 161H2ZM8 161H10V160H8ZM8 161H7V164H8V168L10 170L6 168L7 166H5V168L7 170L4 169L3 167H2L3 169L0 167V169H2V173L0 171V173L2 174V176L0 174V178L1 177L4 178V179H2L3 182H1V183H4V180H6L5 184L7 186L6 187L5 185H3V187H5L4 189H6V190H4L2 186L0 187L1 188L0 189V193H1L0 196L1 197L3 196L2 198H4V196L8 197L10 194L12 195L14 193V191H15V194H13V196H14V195H16V192L19 191L18 189H21L20 192H17V193H20L18 195H21V194L24 195L25 193H24L23 189L20 188V187H22V186L27 187L26 183H27V185H30L29 182L31 183V181L34 180V177H35L36 174H34V177L31 176V174L33 175V173H34V172H32L33 170H31L33 168L28 169L27 166H29V165L26 166V164H23V163H22L23 166H26L27 169L24 167V170L22 168L21 170L18 169L20 171H17L16 167L20 168L22 166V164L20 163L21 165L19 164L17 166H11L10 162H8ZM241 163L242 162H240V164ZM236 164H237V162H236ZM25 169L28 170V171H25ZM34 170L37 172L36 169H34ZM58 170H57V173H59ZM29 171H31L32 173L30 174ZM251 171H252V168H251ZM23 172L24 173L25 172L26 173L29 172V173H27V175L30 174V176L32 178L30 176H27L26 173H25L26 177L24 178L23 177L24 176ZM38 172L41 173L40 175H43V176L39 177L40 175L38 173V177H36L35 180H38V183H40V182L42 183V179H44V176L46 177V173L45 172H41V171H38ZM44 173H45V175H44ZM65 175L67 176V178H69L68 181L65 178ZM81 175H83L86 179L82 180V179H84V177L83 176L81 177ZM62 176H61V178H62ZM27 177H30V178H27ZM230 178L231 177H229V180H230ZM22 179H24L23 180L24 183L22 182V184H25V185L20 186ZM27 179H28V181H27ZM39 179H41V181ZM10 183H11V185H10ZM41 183H40V185H41ZM150 183L151 184L154 183V178H152ZM89 184L90 183H88V185H87V183H86L85 186H87L88 188L91 187V185H89ZM143 184H144V187H143ZM151 184H150V187H152ZM8 185L11 186V188ZM135 186L136 185L132 184V185L124 187L123 189H119V190H116V191L114 189L111 190V188H109L108 191H107V194H106V198L109 201H111L112 199H117L118 201H122L123 202L128 197L127 196L128 193L126 195H123L125 193V191H127L129 189H133V187H135ZM2 190H4V191H2ZM146 193L149 194V192H146ZM76 195L79 196V198L77 197L78 199L74 198V196L76 197ZM116 195H118L119 198H114ZM13 196H9V197L12 198ZM16 196H14L12 198V200L15 199ZM2 198L0 199V201H2L1 205H3V203L6 204L7 203L6 198H4L6 200V202H3L4 199L2 200ZM233 198H235V200H242L244 198V194L243 193H238V194L234 193ZM12 200H11V202L8 200V202H10V204H12ZM63 202H61L60 205L65 207L64 206L65 204H63ZM7 204H9V203H7ZM263 209H264V206H263ZM260 211L261 210H259V212ZM0 221H1V217H0ZM218 221H220V219H218ZM0 225H1L0 226V234H1L2 230L5 231L6 228L7 229H12V228L17 229V227L18 228L20 227L18 223H15V224L12 223L11 225L4 226V224H1V222H0ZM170 225H171V223H170ZM216 225H218V223ZM169 227L170 226L166 225L163 228V230L161 229L162 237L165 236L167 238L168 242L163 243V245L160 246V249L158 251H154V249L151 251L150 249H148V255L150 256L149 263L150 264H161L162 259H164V257H167V256L175 257L176 255H179V258H180V261H181L182 264H200V263H202L204 261V260H202V259H204V256H203V253H202L203 245L200 244V245L184 246L186 243L183 245L182 241H179V240L176 239L177 237H171L169 235V233L167 231ZM179 227L181 228V232L180 233L188 234L187 230H188L189 227L187 225H185L184 223H180ZM224 227H225V225H224ZM11 232H14V237L13 238H11L13 236L11 234ZM18 232L19 233H16V230H14V231H10V233H6L5 232V234L4 233L2 234L3 236H5V235L6 236H5L3 241H1L3 236L0 239V241H1L0 242V264H17V263H21V260L33 258L34 249H33L31 241L26 237L28 235L23 233L20 229H18ZM8 234H9V236H8ZM17 234L18 235L20 234V235L16 237L15 235H17ZM256 234L257 235H256V237L254 239L249 240V241L242 240L240 242L241 243V250L239 252L240 258L237 257V254H232L225 247V245H226L225 241L224 242L221 241L220 242V247L217 249V258H218L219 263L220 264H249L250 260H255L254 257L256 255L257 256L260 255L264 259V252H263L264 245H263V241H262L264 239V233H260L259 229H257ZM23 235H24V237H23ZM153 240H155V239L153 238ZM153 245H154V241L152 243V246ZM66 247L67 248L72 247V244L70 243ZM152 248H154V247H152ZM64 253H65V251H64ZM243 259H244V261H243ZM200 260H202V261H200ZM28 263L29 264H52V261L48 257L43 258V259L33 258L32 261H29ZM59 264H61V263H59ZM63 264H66L65 261H64ZM70 264H86V258H82V257L79 256L76 259L70 260ZM124 264H128V263L124 262Z\"/></svg>", "mask_w": 264, "mask_h": 264}, {"label": "clouds", "instance_id": "clouds-1", "mask_svg": "<svg viewBox=\"0 0 264 264\" xmlns=\"http://www.w3.org/2000/svg\"><path fill=\"white\" fill-rule=\"evenodd\" d=\"M11 143L13 148H22L23 151L21 153H14L6 146H0V156H3L10 161L21 160L24 163H30L34 157L27 152V138L25 137L21 139L20 137H17L15 140L11 141Z\"/></svg>", "mask_w": 264, "mask_h": 264}]
</instances>
